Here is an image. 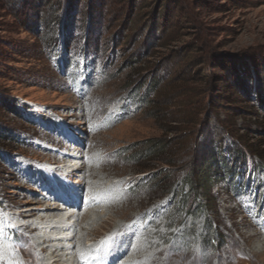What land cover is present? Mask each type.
<instances>
[{
  "label": "rangeland",
  "instance_id": "obj_1",
  "mask_svg": "<svg viewBox=\"0 0 264 264\" xmlns=\"http://www.w3.org/2000/svg\"><path fill=\"white\" fill-rule=\"evenodd\" d=\"M259 238L264 0H0L1 264H264Z\"/></svg>",
  "mask_w": 264,
  "mask_h": 264
},
{
  "label": "bare ground",
  "instance_id": "obj_2",
  "mask_svg": "<svg viewBox=\"0 0 264 264\" xmlns=\"http://www.w3.org/2000/svg\"><path fill=\"white\" fill-rule=\"evenodd\" d=\"M67 162H69V161H67ZM66 162V163H67ZM86 168V167H85ZM88 168V167H87ZM64 169L65 170H70V174H73V173H75V172H78V171H81L82 173H86L87 175H90V170H84L81 166H68V168L66 167V165L64 166ZM116 185H106V186H104L103 188H97V189H94V191H97V192H99L98 194L99 195H103V192H105L106 194H108L109 193V196H107V197H104L103 198V196L105 195H103L102 197H99V195H97V192H94L93 191V193H92V195H90V197H91V199H90V201H89V203H96V201L99 199H101L100 201H103L104 203H106V204H109L108 206H110L109 207V209L111 208V209H113V208H115V209H117L118 207H119V205H121V204H124V202H126V198H124V196H121V199H120V201H117V203H116V197L119 195V191H118V189H117V187H115ZM100 187V186H99ZM102 187V186H101ZM105 190V191H104ZM91 194V193H90ZM114 194H115V197H114ZM98 198V199H97ZM64 200V199H66V198H59L58 200ZM67 201V200H66ZM69 202V201H68ZM91 205V204H90ZM49 206V205H48ZM51 207V206H50ZM99 210L98 211H102L101 210V208H98ZM97 210V209H96ZM107 211H108V209H107ZM97 215V214H96ZM101 215V214H100ZM59 217H57L55 214L53 215V214H48L46 217H42L40 220L42 221L40 224L41 225H44V226H46V228L47 229H50V230H52V229H59V230H61L62 228H65L66 226L64 225V226H59V224L57 223V222H55L56 220L55 219H58ZM103 223H105L106 224V222L107 221H102ZM124 222V221H123ZM38 224V223H37ZM101 225H102V223H101ZM20 226H22V228H23V230H26V229H28V230H35L36 229V224L35 223H30V224H27V225H20ZM107 227V226H106ZM124 226H122V227H119V225L118 226H116L110 233L112 234V236H111V238H112V241H118L119 239L121 240V243L119 244V248H123L124 247V244H127V243H129V241L127 240V238H128V234H127V236H125V237H122V235H124V232H122V228H123ZM129 228V227H128ZM53 231V230H52ZM58 231V230H57ZM126 231V230H125ZM140 232V231H139ZM56 233V232H55ZM87 233H89L90 235H92V236H96L97 234H98V230L97 229H94V228H92V227H89L88 228V231H87ZM126 235V234H125ZM131 235V234H130ZM98 236V235H97ZM44 237H45V239H48V237H47V235L46 234H44ZM41 237L40 236H38V235H35L34 237H33V242L34 243H37L38 241H39V239H40ZM43 238V237H42ZM248 239H249V237H248ZM52 241V242H51ZM54 241V239L53 238H50L48 241H47V243H50L49 245H47L46 247H45V253L47 254V253H51V247H58L59 246V244L58 243H56V242H53ZM258 241H259V243H263L262 241H264V240H261L260 238L258 239ZM113 243V242H112ZM112 247H113V245H111ZM133 249H132V253H131V255L128 257V258H126L125 259V263L124 264H136V262L139 260V259H143L144 260V263L143 264H145V263H147V264H158L159 263V259H157V258H150V259H148L149 258V256L150 255H148V253L145 251L147 248H149L148 247V245H143L142 243H136V244H134L133 245V247H132ZM143 251V254H141V252ZM80 252H83V254H86V255H88V253H89V255L90 256H92L93 257V263L94 264H115V260H116V258H118V256H120L121 254H122V252H123V250H120V252H119V255L118 254H115V253H110V251H108V253H107V258H103V257H100V258H97V254H95L94 253V251H91V250H89V249H87V248H85V247H82L81 249H80ZM4 253V252H3ZM6 253V252H5ZM13 253V252H12ZM11 253V251H9V255L10 254H12ZM141 254V255H140ZM255 254L257 255V256H260V257H263L262 258V260H261V263L263 262V259H264V247L262 248H260V249H257L256 251H255ZM59 255V254H58ZM156 255H158V254H156ZM4 256V254H0V264L1 263H3V262H6L7 260H9V259H11V260H13V261H15L16 263H18L19 261H18V259L16 258V257H13V258H11V257H3ZM46 256V255H45ZM57 256V255H56ZM60 256V255H59ZM58 257V256H57ZM63 257H64V255H63ZM63 257L62 256H60V257H58V258H53V263L54 264H56V262H60V261H63ZM152 257V256H151ZM51 259V258H50ZM89 259V258H88ZM92 259V258H91ZM259 260V259H258ZM7 263V262H6ZM161 263V262H160ZM9 264V263H8Z\"/></svg>",
  "mask_w": 264,
  "mask_h": 264
},
{
  "label": "trees",
  "instance_id": "obj_3",
  "mask_svg": "<svg viewBox=\"0 0 264 264\" xmlns=\"http://www.w3.org/2000/svg\"><path fill=\"white\" fill-rule=\"evenodd\" d=\"M163 147V144L162 143H157L155 146H153V148H155V149H158V150H160L161 148ZM214 160V159H213ZM211 164H212V166H216L218 169H219V167H221L220 166V164H216V162L215 163H213V161L211 160ZM216 172H219V170H215V173ZM232 175V174H231ZM182 198V197H181Z\"/></svg>",
  "mask_w": 264,
  "mask_h": 264
}]
</instances>
